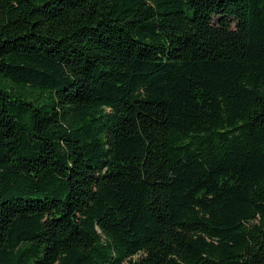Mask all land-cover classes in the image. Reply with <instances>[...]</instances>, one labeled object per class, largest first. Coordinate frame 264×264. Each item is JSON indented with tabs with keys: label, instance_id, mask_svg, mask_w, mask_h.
<instances>
[{
	"label": "trees",
	"instance_id": "obj_1",
	"mask_svg": "<svg viewBox=\"0 0 264 264\" xmlns=\"http://www.w3.org/2000/svg\"><path fill=\"white\" fill-rule=\"evenodd\" d=\"M0 264H264V0H0Z\"/></svg>",
	"mask_w": 264,
	"mask_h": 264
}]
</instances>
